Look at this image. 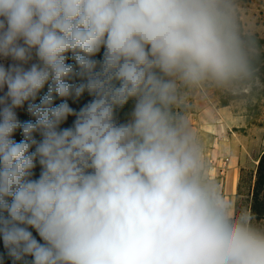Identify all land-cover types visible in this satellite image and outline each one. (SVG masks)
Listing matches in <instances>:
<instances>
[{
  "label": "clouds",
  "instance_id": "obj_1",
  "mask_svg": "<svg viewBox=\"0 0 264 264\" xmlns=\"http://www.w3.org/2000/svg\"><path fill=\"white\" fill-rule=\"evenodd\" d=\"M237 8L0 0V244L11 264H264V216L211 175L183 110L187 90L253 75Z\"/></svg>",
  "mask_w": 264,
  "mask_h": 264
},
{
  "label": "rangeland",
  "instance_id": "obj_2",
  "mask_svg": "<svg viewBox=\"0 0 264 264\" xmlns=\"http://www.w3.org/2000/svg\"><path fill=\"white\" fill-rule=\"evenodd\" d=\"M237 4L240 33L251 59L264 53V0ZM244 80L226 88L187 90L183 110L199 134L211 175L259 219L264 216V189L257 176L264 154V79Z\"/></svg>",
  "mask_w": 264,
  "mask_h": 264
},
{
  "label": "trees",
  "instance_id": "obj_3",
  "mask_svg": "<svg viewBox=\"0 0 264 264\" xmlns=\"http://www.w3.org/2000/svg\"><path fill=\"white\" fill-rule=\"evenodd\" d=\"M251 64L253 67V75H251L250 77L246 78L244 80V83H250L251 81H253L254 79L257 78H261L264 79V53L263 54H256L254 55L251 59ZM90 99V97L87 96V94H85L82 98H80L77 101H69L70 104H72V106L76 109H78L80 106H82L84 103H86L88 100ZM125 112L128 111V109L126 108L124 110ZM123 113H121V119L123 118ZM22 118H26L22 112L21 114ZM72 118H69L68 124L71 123ZM67 126V125H65ZM17 139L20 138L19 134H17ZM39 169H37V175H38ZM258 180H259V185H260V190L264 189V154L262 155L261 159H260V163H259V168H258ZM255 203H259V199L255 202ZM0 256H4V261L5 264H11V261L8 260L6 253L2 247V244H0Z\"/></svg>",
  "mask_w": 264,
  "mask_h": 264
},
{
  "label": "crops",
  "instance_id": "obj_4",
  "mask_svg": "<svg viewBox=\"0 0 264 264\" xmlns=\"http://www.w3.org/2000/svg\"><path fill=\"white\" fill-rule=\"evenodd\" d=\"M233 185H234V182H233ZM232 189H233V187H232Z\"/></svg>",
  "mask_w": 264,
  "mask_h": 264
}]
</instances>
